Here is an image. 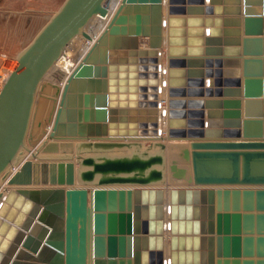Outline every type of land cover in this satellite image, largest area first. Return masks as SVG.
I'll list each match as a JSON object with an SVG mask.
<instances>
[{"label":"water","instance_id":"water-1","mask_svg":"<svg viewBox=\"0 0 264 264\" xmlns=\"http://www.w3.org/2000/svg\"><path fill=\"white\" fill-rule=\"evenodd\" d=\"M107 12L63 0L0 89V264H264V0H121L46 80Z\"/></svg>","mask_w":264,"mask_h":264},{"label":"rangeland","instance_id":"rangeland-1","mask_svg":"<svg viewBox=\"0 0 264 264\" xmlns=\"http://www.w3.org/2000/svg\"><path fill=\"white\" fill-rule=\"evenodd\" d=\"M63 0H0V81L6 67L11 72L19 52ZM1 82V88L7 80ZM47 80V79H46ZM0 88V89H1Z\"/></svg>","mask_w":264,"mask_h":264},{"label":"bare ground","instance_id":"bare-ground-1","mask_svg":"<svg viewBox=\"0 0 264 264\" xmlns=\"http://www.w3.org/2000/svg\"><path fill=\"white\" fill-rule=\"evenodd\" d=\"M108 4V12L105 16L94 15L87 26L84 28L85 35L79 34L77 35L63 50L61 55L57 58V60L53 63L51 68L48 70L45 75V79L52 83H56L61 88L64 82L66 81L68 75L71 73L73 68L77 65L80 59L83 57L88 48L96 41L99 34L106 27L112 13L118 6L121 0H106ZM34 37V36H33ZM162 49V48H161ZM165 50V48H164ZM163 51V49H162ZM165 53V52H163ZM161 55L159 56V65H161ZM10 67H6V71H4L3 75L6 73H10ZM2 76L3 80H5V76ZM3 80L0 81L3 82ZM1 86V85H0ZM1 88V87H0ZM163 93H159V98H162ZM43 103V101L41 102ZM164 107V103L161 104ZM50 129V128H48ZM164 129L162 126L158 125L157 132L155 137L165 140ZM26 155H28L26 153ZM41 155V154H40ZM16 168L11 169L13 171ZM5 183V182H4ZM2 184L0 190L5 193V189L9 188L6 184ZM6 187V188H5ZM166 236V234H165Z\"/></svg>","mask_w":264,"mask_h":264},{"label":"crops","instance_id":"crops-1","mask_svg":"<svg viewBox=\"0 0 264 264\" xmlns=\"http://www.w3.org/2000/svg\"><path fill=\"white\" fill-rule=\"evenodd\" d=\"M141 47H145V44H140ZM163 49V51H162ZM161 49V53H162V56H161V64L164 65L165 64V53L164 52V48ZM229 264H233V263H229ZM238 264H242V263H238Z\"/></svg>","mask_w":264,"mask_h":264}]
</instances>
